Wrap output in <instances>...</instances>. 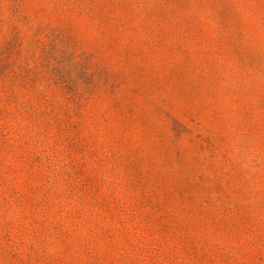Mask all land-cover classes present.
Masks as SVG:
<instances>
[{"label":"rangeland","instance_id":"374dc122","mask_svg":"<svg viewBox=\"0 0 264 264\" xmlns=\"http://www.w3.org/2000/svg\"><path fill=\"white\" fill-rule=\"evenodd\" d=\"M0 264H264V0H0Z\"/></svg>","mask_w":264,"mask_h":264}]
</instances>
